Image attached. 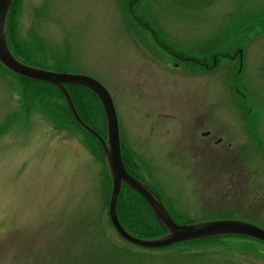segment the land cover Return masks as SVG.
Listing matches in <instances>:
<instances>
[{
    "label": "rangeland",
    "instance_id": "1",
    "mask_svg": "<svg viewBox=\"0 0 264 264\" xmlns=\"http://www.w3.org/2000/svg\"><path fill=\"white\" fill-rule=\"evenodd\" d=\"M10 16L20 61L106 89L126 166L177 225L264 230V0H16ZM72 95L105 138L96 98ZM206 131L244 160L254 212L203 208ZM110 194L103 155L61 93L0 67V264H264V245L242 238L131 245L111 226ZM120 200L135 208V232L163 233L137 194L124 188Z\"/></svg>",
    "mask_w": 264,
    "mask_h": 264
},
{
    "label": "water",
    "instance_id": "2",
    "mask_svg": "<svg viewBox=\"0 0 264 264\" xmlns=\"http://www.w3.org/2000/svg\"><path fill=\"white\" fill-rule=\"evenodd\" d=\"M13 2L14 0H2V3H0V65L22 79L55 87L63 95L76 124L99 142L111 183L108 217L111 226L120 238L136 247L152 250L220 237H242L264 244V230L245 221L217 220L186 226L177 225L159 197L126 171L121 154L117 116L106 89L90 77L55 73L31 67L20 62L12 54L7 39L6 22ZM66 87L82 88L96 97L104 114L105 138L101 137L79 118ZM123 185L144 199L157 222L166 233L165 235L156 239L145 240L132 236L122 227L118 219L117 207Z\"/></svg>",
    "mask_w": 264,
    "mask_h": 264
},
{
    "label": "flooded vegetation",
    "instance_id": "3",
    "mask_svg": "<svg viewBox=\"0 0 264 264\" xmlns=\"http://www.w3.org/2000/svg\"><path fill=\"white\" fill-rule=\"evenodd\" d=\"M199 141L202 145L200 174L204 177L201 179L204 188L202 200L207 214L231 215L242 208L245 209L244 213L254 212L250 205L253 183L240 154L216 133L203 132ZM124 166L135 177L125 162ZM247 203L248 206L243 207Z\"/></svg>",
    "mask_w": 264,
    "mask_h": 264
},
{
    "label": "trees",
    "instance_id": "4",
    "mask_svg": "<svg viewBox=\"0 0 264 264\" xmlns=\"http://www.w3.org/2000/svg\"><path fill=\"white\" fill-rule=\"evenodd\" d=\"M14 3H15V1H14ZM14 3H13V5H12V8H13V6H14ZM12 8H11V10H10V12H9V15H8V20H7V37H8V42H9V45H10V47H11V49H12V51H13V53L16 55V53L14 52V50H15V44H14V38H13V34H12V28H11V25H10V15H11V12H12ZM17 56V55H16ZM23 82H27V83H32V84H42V83H36V82H32V81H29V80H23V79H21ZM46 85V84H45ZM46 86H49V85H46ZM52 87V86H51ZM53 88V87H52ZM67 90H68V92H69V94H70V96H71V99H72V101H73V103L75 102V98L73 97V95H72V93L73 92H84V93H88V94H90V95H92L90 92H88V91H86V90H84V89H82V88H78V87H67ZM93 96V95H92ZM94 97V96H93ZM97 100V99H96ZM74 106H75V103H74ZM75 108H76V110H77V113H78V115H79V117L81 118V120L83 121V122H85V123H87L86 122V120L84 119V114L82 113V110L80 111L76 106H75ZM88 124V123H87ZM83 131V130H82ZM84 132V131H83ZM86 133V132H85ZM87 134V133H86ZM95 143H96V145L98 146V148L100 149V151H101V154H102V149H101V146H100V144H99V142L95 139V138H93L91 135H89V134H87ZM125 187V186H124ZM126 189H128L127 187H125ZM124 190V189H123ZM123 190H122V192H123ZM129 190V189H128ZM131 191V190H130ZM122 192H121V195H120V198H119V203H118V210H117V213H118V218H119V221H120V223H121V225L123 226V228L127 231V232H129L130 234H132V235H137L136 237H139V238H142V239H154V238H157V237H160V236H162V235H164V231H163V229L161 228V230H162V232L163 233H161V234H159V235H154V236H151L150 238H146L145 236H142V234L141 233H138V232H135V230L131 227V225L129 226V223H128V218L129 217H132V221L134 222L135 221V214L133 215V213H131V212H133V211H135V208H132L130 211L127 209V208H125V204H123L122 206H121V197H122ZM132 192V191H131ZM134 193V192H133ZM136 194V193H135ZM140 198V200L142 201L141 203H142V205H143V207L145 206L146 208H148L147 207V205H146V203L142 200V198L141 197H139ZM149 209V208H148ZM138 218H139V215H138ZM138 235H140V236H138Z\"/></svg>",
    "mask_w": 264,
    "mask_h": 264
},
{
    "label": "snow or ice",
    "instance_id": "5",
    "mask_svg": "<svg viewBox=\"0 0 264 264\" xmlns=\"http://www.w3.org/2000/svg\"><path fill=\"white\" fill-rule=\"evenodd\" d=\"M0 3H2V0H0Z\"/></svg>",
    "mask_w": 264,
    "mask_h": 264
}]
</instances>
